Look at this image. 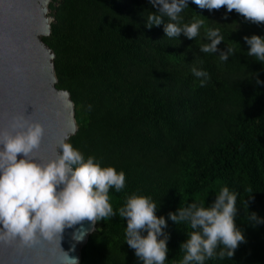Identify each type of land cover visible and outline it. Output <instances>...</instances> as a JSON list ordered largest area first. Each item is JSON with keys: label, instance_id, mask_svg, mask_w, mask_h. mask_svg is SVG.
Returning a JSON list of instances; mask_svg holds the SVG:
<instances>
[{"label": "trees", "instance_id": "1", "mask_svg": "<svg viewBox=\"0 0 264 264\" xmlns=\"http://www.w3.org/2000/svg\"><path fill=\"white\" fill-rule=\"evenodd\" d=\"M188 2L182 23L204 21L195 39L167 37V17L148 28L157 11L149 0L49 4L53 21L42 41L54 53L56 88L69 93L77 126L67 143L126 175L123 190L109 191L116 216L95 224L78 264H143L119 216L133 194L157 204V217L167 220L165 264H181L192 229L169 213L193 202L211 206L223 187L238 194L235 222L245 241L231 258L205 264H264V222L249 219L254 212L264 221V83L256 82L264 81V62L248 55L243 39L264 37V24ZM208 29L224 38L217 53L200 51ZM193 67L209 74L204 86Z\"/></svg>", "mask_w": 264, "mask_h": 264}, {"label": "clouds", "instance_id": "2", "mask_svg": "<svg viewBox=\"0 0 264 264\" xmlns=\"http://www.w3.org/2000/svg\"><path fill=\"white\" fill-rule=\"evenodd\" d=\"M156 12L149 14L147 27L159 26L167 17L164 31L169 38L181 34L188 39L199 35L203 20L182 23L181 13L189 6L188 0H149ZM201 9L236 13L246 21L264 24V0H192ZM209 43L200 47L203 53H217L223 41L219 29H208ZM249 45L248 55L264 62V37L245 36ZM233 49L221 51L222 61H227ZM192 74L201 79L204 86L209 74L196 67ZM257 84L264 83L257 79ZM91 106H89V109ZM45 127L24 116L14 118L11 131H0V242L11 243L18 240L21 246L33 247L41 239L52 241L61 239L66 227L82 221L93 224L116 216L110 203L109 191L124 189L126 175L114 167H101L94 156L84 155L70 143L61 142L57 157L41 163L34 156L42 144ZM22 157V158H18ZM237 193L223 187L211 206L191 203L180 207L178 212L169 213L176 223L187 222L192 229L189 239L181 245L185 255L181 264H205L207 259L225 256L231 258L245 236L235 222ZM157 204L151 197L131 195L125 206L119 209V216L127 220L126 243L135 250V255L143 264H165L168 259V239L163 229L167 227L165 217H157ZM250 221L257 223L256 213H251ZM147 232V235H142ZM86 230L78 231L77 241H82ZM163 236V239L160 237ZM221 250L217 253V249ZM67 258H69L67 254ZM71 264H78L70 259Z\"/></svg>", "mask_w": 264, "mask_h": 264}, {"label": "water", "instance_id": "3", "mask_svg": "<svg viewBox=\"0 0 264 264\" xmlns=\"http://www.w3.org/2000/svg\"><path fill=\"white\" fill-rule=\"evenodd\" d=\"M50 2L0 0V131H11L14 118L19 116L41 123L45 135L34 152L41 163L55 159L60 143L67 142L77 130L70 95L56 88L54 53L42 41L49 36L53 21ZM94 229L95 224L85 220L66 227L61 239H41L33 247L21 246L18 240L0 242V264L79 262L81 248ZM81 230L87 234L77 241L75 235Z\"/></svg>", "mask_w": 264, "mask_h": 264}, {"label": "rangeland", "instance_id": "4", "mask_svg": "<svg viewBox=\"0 0 264 264\" xmlns=\"http://www.w3.org/2000/svg\"><path fill=\"white\" fill-rule=\"evenodd\" d=\"M49 15H50V12H49Z\"/></svg>", "mask_w": 264, "mask_h": 264}]
</instances>
